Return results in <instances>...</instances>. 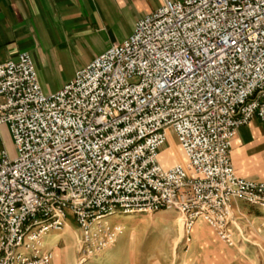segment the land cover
<instances>
[{"label":"built area","instance_id":"2783aa9c","mask_svg":"<svg viewBox=\"0 0 264 264\" xmlns=\"http://www.w3.org/2000/svg\"><path fill=\"white\" fill-rule=\"evenodd\" d=\"M264 122V0H167L58 93L32 56L0 64V264H53L43 238L73 215L102 253L124 215L176 212L228 247L235 204L264 210V181L237 175L238 131ZM174 135L187 165L160 155ZM98 239V240H97ZM85 251L78 264H86Z\"/></svg>","mask_w":264,"mask_h":264},{"label":"crops","instance_id":"0c3cea01","mask_svg":"<svg viewBox=\"0 0 264 264\" xmlns=\"http://www.w3.org/2000/svg\"><path fill=\"white\" fill-rule=\"evenodd\" d=\"M166 1L0 0V64L29 53L44 93L56 94L98 56L123 44L136 23ZM231 159L239 177L264 181L263 121L256 118L238 131Z\"/></svg>","mask_w":264,"mask_h":264},{"label":"rangeland","instance_id":"374dc122","mask_svg":"<svg viewBox=\"0 0 264 264\" xmlns=\"http://www.w3.org/2000/svg\"><path fill=\"white\" fill-rule=\"evenodd\" d=\"M2 149L15 156L7 125L0 129V152ZM161 153L163 164L186 167L176 136L169 135ZM109 221L107 227L113 231L119 228L120 232L102 253L94 251L98 239L85 243L71 214L61 232H51L43 238V247L53 254V264H78L89 250L93 255L86 264H264V210L244 202L235 204L231 226L235 247L218 241L206 223L194 225L188 236L181 218L173 211L130 215L118 212Z\"/></svg>","mask_w":264,"mask_h":264},{"label":"bare ground","instance_id":"6f19581e","mask_svg":"<svg viewBox=\"0 0 264 264\" xmlns=\"http://www.w3.org/2000/svg\"><path fill=\"white\" fill-rule=\"evenodd\" d=\"M161 156H163V153H162V155H160V160H161ZM112 217H114V216H112Z\"/></svg>","mask_w":264,"mask_h":264}]
</instances>
